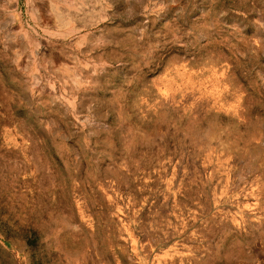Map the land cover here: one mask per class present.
I'll return each instance as SVG.
<instances>
[{
  "label": "rangeland",
  "instance_id": "obj_1",
  "mask_svg": "<svg viewBox=\"0 0 264 264\" xmlns=\"http://www.w3.org/2000/svg\"><path fill=\"white\" fill-rule=\"evenodd\" d=\"M0 264H264V0H0Z\"/></svg>",
  "mask_w": 264,
  "mask_h": 264
}]
</instances>
